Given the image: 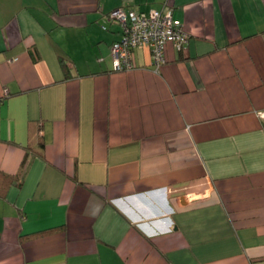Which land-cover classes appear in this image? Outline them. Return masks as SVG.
I'll return each instance as SVG.
<instances>
[{"label":"crops","instance_id":"crops-1","mask_svg":"<svg viewBox=\"0 0 264 264\" xmlns=\"http://www.w3.org/2000/svg\"><path fill=\"white\" fill-rule=\"evenodd\" d=\"M0 264H264V0H0Z\"/></svg>","mask_w":264,"mask_h":264},{"label":"built area","instance_id":"built-area-1","mask_svg":"<svg viewBox=\"0 0 264 264\" xmlns=\"http://www.w3.org/2000/svg\"><path fill=\"white\" fill-rule=\"evenodd\" d=\"M105 22L117 23L121 27V39L115 42L111 49L116 71L132 70L134 51L145 46L151 49L153 65L159 69L167 62V45L172 44L180 51L189 39V35L182 24L174 19L169 7L147 13L119 8L105 16ZM104 29H107V26L104 25Z\"/></svg>","mask_w":264,"mask_h":264},{"label":"trees","instance_id":"trees-1","mask_svg":"<svg viewBox=\"0 0 264 264\" xmlns=\"http://www.w3.org/2000/svg\"><path fill=\"white\" fill-rule=\"evenodd\" d=\"M63 68H64V70H65V72L67 74V68H66V65L65 64L63 65Z\"/></svg>","mask_w":264,"mask_h":264}]
</instances>
